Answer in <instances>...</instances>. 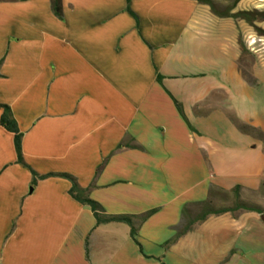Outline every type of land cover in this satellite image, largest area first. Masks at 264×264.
I'll list each match as a JSON object with an SVG mask.
<instances>
[{"label": "crops", "instance_id": "crops-1", "mask_svg": "<svg viewBox=\"0 0 264 264\" xmlns=\"http://www.w3.org/2000/svg\"><path fill=\"white\" fill-rule=\"evenodd\" d=\"M62 6L61 21L51 0H0V104L24 163L75 178L106 216L153 214L134 239L98 225L68 180L33 186L0 123V264H264V65L243 75L246 23L196 0ZM213 187H241L263 214L212 215L177 238Z\"/></svg>", "mask_w": 264, "mask_h": 264}, {"label": "trees", "instance_id": "trees-1", "mask_svg": "<svg viewBox=\"0 0 264 264\" xmlns=\"http://www.w3.org/2000/svg\"><path fill=\"white\" fill-rule=\"evenodd\" d=\"M12 1H24V0H12ZM133 0H127V3L130 4V2ZM199 4L201 5H206L210 7L212 13L217 16L218 18L221 19H233L235 21L241 20L244 21L248 26L254 29L256 34L260 37H264V31L257 27V23L264 22V11H258L254 10L251 12H237L233 13L234 9H230L229 11H224L220 12L217 9L216 3L213 0H196ZM242 0H236V3L241 2ZM51 9L53 14L55 15L56 18L59 20H63V6H62V0H51ZM240 46L242 48V53L244 55L245 53V47L244 44L242 43V40H239ZM2 65V61L0 62V66ZM244 75V74H243ZM246 77V76H245ZM247 79L250 81V79L247 77ZM159 81H161V78H158ZM179 110L181 111L180 105H177ZM0 109L3 110V114L1 116V126L8 131L9 133H12L14 135V144H15V150L17 153V158H18V163L24 165L25 167L29 168L23 160V154H22V138L23 135L20 133L17 123L13 117L12 111L8 106L1 105L0 104ZM240 130L243 132H247L250 130L249 127L247 126H240ZM104 165L101 166L96 173V176L99 175V173L102 171ZM29 170L32 173L33 176V186L37 184L39 180H44L47 178H53V177H58V178H63L68 180L71 184L72 187L70 189V196L75 199L77 202H79L82 205L90 207L91 211L94 214V217L97 221L98 225L102 224H110V223H123L131 227V237L134 239L136 234H137V229L135 226L134 220L137 219L139 223H143L145 220H147L152 214L148 213L142 217H129V216H119V217H109L105 215L104 210L100 205H98L96 202L92 201L89 196V190H83L75 180V178L69 176V175H48V176H39L37 173H35L32 169L29 168ZM240 192H241V187H236L233 189L231 192L234 196V198L237 200L236 205L233 208H225V209H219L215 210L213 207V200L218 196L222 195L224 197H227L228 194L221 189L217 188H211L210 191V199L208 202L200 204V213L196 216L193 215L192 211L187 207L183 211V218H184V225L182 228L179 229L177 233V238H181L182 236L186 235L189 233L193 227L199 223L205 222L208 217L212 215H221L224 213H234L238 212L240 210L244 211H253L257 212L259 214H263L262 211L259 209H253L250 207H247V205L241 203L240 201Z\"/></svg>", "mask_w": 264, "mask_h": 264}, {"label": "rangeland", "instance_id": "rangeland-1", "mask_svg": "<svg viewBox=\"0 0 264 264\" xmlns=\"http://www.w3.org/2000/svg\"><path fill=\"white\" fill-rule=\"evenodd\" d=\"M213 1L216 3L217 9L220 12L229 11L230 9H234L233 13L242 11L251 12L254 10L264 11V0H242L239 3H236V0ZM256 25L264 31V22L257 23ZM247 27L249 28L250 35L241 36L242 43L245 45V53L241 60V68L244 76H246V78L248 77L251 83H254L251 76V67L255 61L264 65V37L258 36L250 26L247 25ZM236 203L237 200L232 193L228 194L227 197L218 195L213 200V207L215 210L233 208ZM200 210V208L193 210V215H198Z\"/></svg>", "mask_w": 264, "mask_h": 264}]
</instances>
